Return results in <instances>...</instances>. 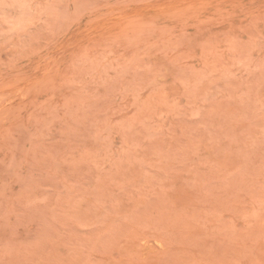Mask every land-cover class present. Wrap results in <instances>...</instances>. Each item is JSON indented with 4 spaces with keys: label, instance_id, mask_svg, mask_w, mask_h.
Segmentation results:
<instances>
[{
    "label": "rangeland",
    "instance_id": "rangeland-1",
    "mask_svg": "<svg viewBox=\"0 0 264 264\" xmlns=\"http://www.w3.org/2000/svg\"><path fill=\"white\" fill-rule=\"evenodd\" d=\"M0 264H264V0H0Z\"/></svg>",
    "mask_w": 264,
    "mask_h": 264
}]
</instances>
